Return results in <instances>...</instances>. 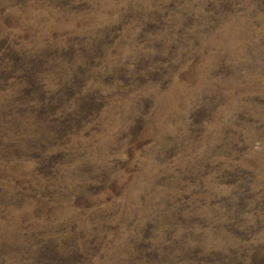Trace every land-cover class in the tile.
Instances as JSON below:
<instances>
[{"label": "rangeland", "instance_id": "obj_1", "mask_svg": "<svg viewBox=\"0 0 264 264\" xmlns=\"http://www.w3.org/2000/svg\"><path fill=\"white\" fill-rule=\"evenodd\" d=\"M0 264H264V0H0Z\"/></svg>", "mask_w": 264, "mask_h": 264}, {"label": "bare ground", "instance_id": "obj_2", "mask_svg": "<svg viewBox=\"0 0 264 264\" xmlns=\"http://www.w3.org/2000/svg\"><path fill=\"white\" fill-rule=\"evenodd\" d=\"M234 26V25H233ZM225 30V29H224ZM233 31V30H232ZM222 33V32H221ZM237 33V32H236ZM220 34V33H219ZM224 35V34H223ZM227 35H228V33H227ZM233 35V34H232ZM221 37V36H220ZM224 38H225V36H223ZM230 38H232V37H230ZM234 38V37H233ZM221 40V39H220ZM227 40V39H226ZM233 40V39H232ZM218 42V41H217ZM223 42V41H222ZM224 43H225V45L226 44H228L227 46H230L231 45V41H224ZM175 88V87H174ZM181 88V87H180ZM172 89V88H171ZM172 91H174V90H172ZM168 93L167 94H169V93H172L171 91H167ZM161 94H165V93H161ZM173 94V93H172ZM169 96V95H168ZM163 98H164V96H163ZM166 98H168L167 97V95H166ZM166 98H164L165 100H166ZM168 100H170V99H168Z\"/></svg>", "mask_w": 264, "mask_h": 264}]
</instances>
